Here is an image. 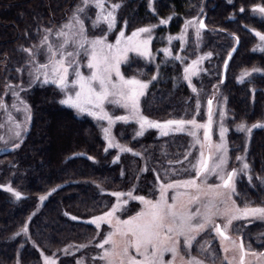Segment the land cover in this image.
Wrapping results in <instances>:
<instances>
[{
    "label": "trees",
    "instance_id": "trees-1",
    "mask_svg": "<svg viewBox=\"0 0 264 264\" xmlns=\"http://www.w3.org/2000/svg\"><path fill=\"white\" fill-rule=\"evenodd\" d=\"M79 2L0 0V69L13 72L18 66L19 47L36 32V26H58ZM110 2L121 3L117 25L124 26L127 21L128 29L151 24L158 17H171L167 32L175 34L187 19L204 18V41L198 50L218 55L219 72L228 52L237 43L224 79L222 74L216 73L211 80L202 76L203 82L207 89L213 82L221 83L232 123L253 125L264 121V51L257 49L258 40L253 31L264 33V18L252 11L253 5L264 3V0H232L231 3L229 0H153L154 14L149 9V0ZM241 7L245 12H239ZM155 44L160 46L161 41L155 40ZM185 51L190 58L195 57L194 40L188 42ZM157 60L160 75L143 97V114L159 121L189 119L195 98L183 78L181 62L169 59L162 63L160 57ZM253 68L260 71L241 83L238 76ZM122 69L131 74L143 70L141 75L148 79L155 70L151 62L141 59ZM24 98L31 106L29 130L19 148L0 153V185L11 184L22 193V198L17 200L0 187V264H15L18 250L23 264H40L39 251L51 254L69 244L94 242L98 229L88 221L110 208L111 193L126 191L134 185L135 192L152 196L151 188L157 185L156 175L161 172L171 177L181 174V158L188 142L184 134L162 136L151 130L135 136L132 125H116L114 134L119 143L146 158L147 170L138 174L143 161L118 156L115 149L105 151L106 142L99 124L60 105L57 102L60 93L55 85L34 84L25 91ZM229 136L235 145L232 151L239 152L242 135L232 132ZM248 141L246 158L253 179L251 182L248 178L240 179L237 200L264 205V127L253 128ZM52 189L56 190L52 192ZM42 195L47 198L39 204ZM132 206L135 208L136 204ZM72 216L77 219H71ZM25 223L28 224V238L35 246L25 241L23 235L13 239ZM254 228L258 225L246 227L249 233ZM65 258L62 257L59 264H69Z\"/></svg>",
    "mask_w": 264,
    "mask_h": 264
},
{
    "label": "snow or ice",
    "instance_id": "snow-or-ice-1",
    "mask_svg": "<svg viewBox=\"0 0 264 264\" xmlns=\"http://www.w3.org/2000/svg\"><path fill=\"white\" fill-rule=\"evenodd\" d=\"M232 0H229L231 3ZM120 2H110V0H81L66 22L60 26L55 35L60 39L58 45L50 42L52 29L44 28V35L41 36L39 45L31 47H21V51L29 54V59L25 64L18 68L22 72L25 68L28 71L29 83L39 82L41 86L55 85L60 93V99L57 101L60 105L74 109L77 114H87L97 121H107V126H102L104 139L107 141V148H117L120 152H131V148L115 142L112 135V129L117 122L127 124L129 121H135L139 129L135 131V136H142L148 128L159 130L160 135L167 136L170 131H184L188 129V134L193 138L195 144H199V157L193 164L195 176L185 180H175L171 183L159 182L158 188L154 189L152 196L159 192L156 199L147 198L144 195H133V191L127 193L116 191L111 193L115 196L117 202L113 204L110 210L101 215L94 216L89 223L96 226L106 223L111 230L103 236L102 241L96 245L102 252L93 257L94 264L99 261L100 264H203L201 260L191 255V248L196 235L211 227L222 241L229 239L227 232L233 221H240L252 218H264V206H251L245 203L239 205L232 197L236 192V181L239 173L248 175L250 165L246 162L244 156H237L240 161V167H233L231 171L228 167V154L226 144L227 129L224 126L225 112L220 111V120L218 123L219 142L214 143L213 125L214 111L213 99L207 101V121L200 123L195 117L200 114L201 104L197 98L195 103V115L191 119H169L163 123L150 120L143 115L140 108V98L145 95L150 81H144L136 76L126 77L121 70V65L131 66L135 58H130L129 53H136L138 57L154 60L151 50L152 32L155 25H149L137 28L131 35L125 34L123 28L119 30L114 42L109 41V35L117 28L118 12L121 8ZM149 7L152 8V0H149ZM95 8V18L88 16V10ZM153 11L155 9L153 8ZM203 10L201 9V12ZM253 13H258L264 18V3L255 4L252 7ZM240 13L245 12V8L239 9ZM168 19H171L169 17ZM168 19H161L160 24H167ZM91 20L90 29L86 22ZM106 25V29L102 27ZM127 27V21L124 22ZM195 29L197 39L200 38L201 30L206 25L203 19L192 18L185 21V30L187 28ZM99 29V35H91V32ZM255 36L259 39V50L264 51V33L255 31ZM169 37V41H171ZM183 39V36L180 37ZM237 42L239 38L237 37ZM43 49L46 62L41 63L38 56ZM235 50V49H234ZM160 51L164 52V60L167 63L169 59L182 60L179 55L172 56L169 48ZM208 56L211 53L207 54ZM231 56V53L229 54ZM86 61V64L84 63ZM199 60H193L192 63L184 68V79L189 82L193 93H197V88L192 85L191 77L197 75L196 65ZM227 61H225V67ZM87 68L90 74L86 75L82 68ZM160 65H157L159 72ZM260 69L253 68L251 72H259ZM250 71L245 72L240 77V82H244V77L249 76ZM154 75L152 80H156ZM11 90L13 103L11 109L17 113L24 114V121L18 122L14 119L11 112L8 111L9 105L0 97V110L8 114V122L14 129V137L19 140L26 130L25 125L31 121V106L21 98L20 92L24 89L22 86L7 85ZM19 88V91L16 88ZM115 105L126 111L125 115H113L105 110V105ZM3 127V125H0ZM264 127L262 123H256L247 127L244 123L237 126V130L251 135L253 128ZM203 129V139L199 136ZM0 141L7 144L3 136ZM13 149L19 148L20 143H13ZM6 148H0V151H6ZM139 155V153H134ZM93 159L92 157H88ZM119 159V157H117ZM187 159V156L185 157ZM211 174L219 183H207V177ZM199 179V183H198ZM252 176L248 175V180L252 181ZM5 191L12 194L17 200L22 198V193L11 186L0 185ZM174 187H183L194 189L197 195L190 197L188 205L200 201L201 196L210 197L204 204L203 211L197 207L195 212L189 210L184 204H177V197L173 196V203H168L167 191ZM56 189H52L54 192ZM48 193V195H50ZM127 196L128 199H121ZM46 195L39 197L44 201ZM128 200H137L144 207L135 215L127 219H120L116 216L118 210L123 211L124 205ZM67 215V213H65ZM223 218V224L216 223L214 217ZM71 219L76 220V216ZM24 235L28 237V224L25 223L16 236ZM183 237V242H181ZM235 243V242H233ZM182 244L187 259L181 255ZM108 247H105V246ZM35 246V245H34ZM23 247V245H21ZM80 248L85 245H80ZM241 250V264H244L245 248L243 243L239 244ZM133 250L134 253L133 254ZM67 253V249L64 250ZM227 251V249H225ZM165 253H171L172 259L165 260ZM252 255L264 256V253H255ZM226 259V257H225ZM44 264H57L55 255L43 256ZM16 264H23L22 256L19 253L16 258ZM76 264H84L83 259L77 260Z\"/></svg>",
    "mask_w": 264,
    "mask_h": 264
},
{
    "label": "rangeland",
    "instance_id": "rangeland-1",
    "mask_svg": "<svg viewBox=\"0 0 264 264\" xmlns=\"http://www.w3.org/2000/svg\"><path fill=\"white\" fill-rule=\"evenodd\" d=\"M80 3H81V0H80L79 4ZM74 8L68 12L64 22H62L58 26L52 25L50 27H47L49 29H52V34L50 36V42L53 43L54 45H58L60 42V39H61L55 35L56 31L60 28V26L62 24H64L66 22L68 17L73 12ZM153 8L154 7H153V0H152V8L149 7V9H150L151 13L154 14ZM96 11L97 10L95 8H90L88 10V16H90L92 19H94ZM255 14L260 16V14H258V13H255ZM193 18H196L197 20H200V19L204 20V18H198V17H193ZM161 19L162 18L158 17L155 22H153L151 24L141 25L138 27V28H140V27L149 26V25H155L156 26L152 32L153 38H152L151 45H150L153 56L155 57V59L149 60V59H145V58H140L134 52L129 53V57L135 58L134 61L141 59V60L146 61L147 63L151 62L154 65V69H155L153 76L156 75L157 78L160 75V72L157 71V65H159V62L157 59H158V57H160L161 60H164V52L160 51V50H162L166 47L170 49L172 56L179 55L183 58L182 60H179V62H181V64H182L183 77H184V68L185 67L189 66L193 60H199L200 61L196 65L197 75H194L191 77V83H192V85H194L197 88L198 96H197V93H193L192 87L189 86V82L184 79L185 82L187 83V85L189 86L191 92L194 95L195 103H196V100L198 98L200 101V104H201L200 114L196 115L195 118L200 123H204L207 121V101H208V99L212 98L213 99L214 121H216V123H214V125H213L212 139H213L214 143H217V142H219V135H218V123L220 120L219 114H220L221 110H223L225 112L224 126L227 129L226 144H227V154L229 157L227 170L231 171V169L233 167L239 168L240 167V161H237L236 157L237 156H244L245 160L247 162L246 151H247V147H248L249 136L246 132H241V131L237 130V126L243 122H240V123H232L231 122V120H230L231 116L228 113V109H227V105H226V96L224 94L223 88L221 87V83L218 81L213 82L211 84V86L209 87V89H207L204 82H203V77H202V76H205L208 80H211L215 76L216 73L219 75L223 73V67H222V69H220V72L218 70V68H220L219 64L217 63V61L219 60L218 55L215 56L216 53L211 52V51L207 52V53L199 52L198 49L201 48V46L203 45V41H204L202 30H201L200 38L197 39L196 34H195V29L189 27L185 30V22H184V24L180 30H178L175 34L174 33L170 34L167 32L168 23L167 24H160L159 21ZM190 19H192V18H190ZM190 19H187V20H190ZM86 24H87V27L90 29L91 20H88L86 22ZM36 27H37L36 32L31 36V38H28L25 41V43L22 45L23 47H31L33 45H39L40 38L42 35H44L42 30L46 27H44L42 25H39ZM102 27L106 29V25H102ZM121 28L124 29L126 36L131 35V33L137 29V27L133 28V29L132 28L128 29L125 26H118L117 25V28L113 31L112 34L109 35V41L110 42L115 41V37H116V35H118L119 30ZM97 30H99V29H97ZM97 30L94 31L95 33L90 32V34L91 35H99L100 31H97ZM181 36H183V39H180ZM169 37L172 38L171 41H169ZM155 40L161 41V45L160 46H157V44L154 45ZM190 40L195 41L196 48H197V53H196L194 58H190L185 51L187 49V45H188V42ZM257 40H258L257 49H259L258 45L260 42H259L258 37H257ZM22 46H20L18 49V61H17L18 66H16L14 68V70H12L13 72H10V70L5 71L4 69H2V70L0 69L1 70L0 71V77H1L0 78V97H2L3 100L5 101V103H7L9 105L8 111L11 112L14 119L18 122L24 121V114L22 112L17 113L15 110L11 109V104L13 103V97L11 95V90L7 87V85L11 84L13 86H22L24 90L22 92H20V95H21V98L23 100H25V98H24L25 91H27L28 88H30L34 84H40L39 82H36L34 84L29 83V76H28V71L26 68L22 72L17 71V69L21 68L25 64V61L27 59H29V54L22 52L20 50ZM232 48L230 49V51L232 50ZM229 52H228V54H229ZM159 53H161L160 56H159ZM208 53H211V55L208 56L207 55ZM38 60L41 63L46 62V57L43 54V49L41 50V53L38 56ZM84 63L86 64V61H84ZM124 65H126V64L121 65V70H122V73L126 77L136 76V78H138V79H141L144 81H150L149 86L152 82L155 81V80H152V78L148 79V78L143 77L141 75L143 70L141 71V73H138V71H137L135 74H131L128 72H126L127 73L126 74L122 69V67ZM215 68H217V69L215 70ZM217 70H218V72H217ZM82 71H84V73L86 75L90 74L86 67L82 68ZM248 71H250L249 76H251L254 73H258V72H251V70H248ZM244 72H242L238 76L239 80H240V77L242 76V74ZM249 76H245L244 79L248 78ZM16 90L19 91V88L17 87ZM145 94H146V92H145ZM143 97L144 96H142L140 98L141 112H142ZM194 109H195V104H194ZM194 109H193V113L189 119H191L195 115ZM105 110L108 111L110 114H113V115H125L126 114V111L123 108H120V107L115 106V105H110L107 103L105 105ZM83 115L88 116L87 114H83ZM88 117H90V116H88ZM90 118L93 119L92 117H90ZM149 119L153 120V121H159V120H154L152 118H149ZM183 119H185V118H183ZM94 121H96L99 124V126L101 128V132H102V126H104V127L107 126V121H97L95 119H94ZM165 121H167V120H162L159 122L163 123ZM244 124L247 127H251V125H247L246 123H244ZM262 124H264V121L262 122ZM0 125H3V127H0V136H3L6 141H9L7 144H5L4 141H0V148H6L7 149L6 151H10V150H14L12 147L13 143H21L24 136L26 135V133L29 130L30 122L25 125L26 130L23 132V135L19 140H17L14 137V135H13L14 129L12 128L11 124L8 122V114L4 110H0ZM116 125H121V127H122V125H132L133 126V128H132L133 134H135V131H137L139 129V125L135 121H129L127 124H125L123 122H117L115 124V126ZM115 126L112 129V135L115 138V142L119 143V141L117 140V138L115 137V134H114ZM151 130L155 131L157 134L160 135L159 130L154 129V128H148L145 130L144 133H146L147 131H151ZM232 132H238L242 135V142H243L242 147H241L242 149L237 153H234L232 151L235 147V145L230 142L229 134ZM169 134H184L188 138L186 153L181 158V160H183L182 166H180V173L181 174H180V176L171 177V175L165 176L166 172H161V175L160 174L156 175L157 185L154 186L153 188H151L152 190L158 188V178H159V182L171 183L172 181H175V180H185V179L193 178L195 176V172L193 170V164L196 163V160L199 157V144H195L193 138L188 134L187 128L184 131L173 130V131H170ZM102 136H103V133H102ZM199 136L202 140L203 139V129L200 130ZM105 142H106L105 145L107 147V141L105 140ZM119 144H121V143H119ZM125 147L130 148L129 146H125ZM108 149H115L118 153V156L124 157L126 159L127 158H137V159L140 158L143 162L139 168L138 174L146 172V170H147V167H146L147 165H145L146 158L141 153L137 152L136 150H134L132 148H131L132 149L131 152H120L119 149H117V148H108ZM2 152L3 151H0V153H2ZM134 153H139V155H134ZM186 156H187V159H185ZM172 174H174V173H172ZM248 175H250V171H249ZM248 175H245L244 173L238 174L237 181H236V192H237V194H239L237 191V188L239 187L238 185H239L240 179L248 178ZM136 182H137V180H136ZM199 182L200 181L198 179V183ZM207 183H210V184L211 183H219V181L216 180L213 175L209 174L207 177ZM134 189L135 188L133 185L132 188H130L126 191H120V192L127 193L128 191H133V195H144V194H140V193L135 192ZM195 195H197L196 191L194 189H191V188L174 187L172 189H168V191H167L169 204L173 203L172 197L176 196L178 206L180 204H184V205L188 206L189 210L192 212H195L197 207H199L201 209V211H203V206H204V204H206L208 202L210 197L201 196L199 202L188 205V201H189L190 197L195 196ZM144 196H146V195H144ZM146 197L156 199L159 197V192L156 191V195L154 197H152V196H146ZM237 197H238V195L234 194L232 198L234 200H236L239 205L243 206L245 203L239 202V200H237ZM121 199L123 200V199H128V198H127V196H125V197H122ZM42 202L43 201L39 200V204H41ZM116 202H117V199L115 196H113V203L111 204V206L113 204H115ZM133 203L136 204L135 208L132 206ZM247 204H249V203H247ZM249 205H251V206H264V205H252V204H249ZM111 206H110V208H111ZM131 207H133V208H131ZM143 207L144 206L142 204H140V202L137 200H128V203L126 205H124V210L123 211L118 210L115 215L118 216L122 220L127 219L129 216L135 215ZM110 208L108 210H110ZM129 210H132V212L128 213ZM214 220L216 221V223H220V224H223V222H224L223 218L220 216L214 217ZM257 225H258V228H256V229L254 228L253 229L254 231H252L250 233L246 229L247 226L252 227V226H257ZM110 230H111L110 226L106 223H103V224H101V227L98 229V237H97L96 241H94V242H89L87 244H69L67 246H64V247L52 252L51 254H46L42 251H39L40 252V258H41L40 264H44L43 256H53V255H55V258L57 259V264H59L62 257H66L65 258V259H67L66 262L69 264H76L77 260H80V259H83L84 264H94L93 257L98 256L102 252V250L99 249L98 247H96V245H98L102 241L103 236L106 235V233ZM226 234L229 237V239L222 241L221 238L215 233V231H213L211 229V227L206 228L203 232L196 235V239L193 241V245L191 248V255L195 256L196 258L201 260L203 262V264H241L242 253H241L239 244L242 242L244 245V248H245V252L247 253L244 255V264H264V256L252 255L253 252H255L257 254L264 253V248H261V245H263V243H264L263 242L264 241V218L249 217L247 219H243L240 221H233V224L230 226V228ZM245 237H247V238L245 239ZM23 239L34 245V243L28 237H25L23 235ZM181 242H183V237H181ZM233 242H235V243H233ZM80 245H85V247L80 248L79 247ZM105 247H108V246L106 245ZM65 249H67V253H65V251H64ZM225 249H227V251H225ZM133 254H135L134 250H133ZM181 255L184 256L185 259L188 258L184 253L183 244H182ZM225 257H226V259H225ZM164 258H165V260H171L172 254L171 253H165ZM95 264H100V262L96 261ZM177 264H179V258L177 259Z\"/></svg>",
    "mask_w": 264,
    "mask_h": 264
},
{
    "label": "water",
    "instance_id": "water-1",
    "mask_svg": "<svg viewBox=\"0 0 264 264\" xmlns=\"http://www.w3.org/2000/svg\"><path fill=\"white\" fill-rule=\"evenodd\" d=\"M236 47H237V43L234 45V47L232 48V50L229 52V54L231 53V56L232 54L234 53V51L236 50ZM235 49V50H234ZM229 54L227 55L225 61H227V64H228V61L230 59L231 56H229ZM225 61H224V64H223V73H222V79H224V75H225V70H226V67H225Z\"/></svg>",
    "mask_w": 264,
    "mask_h": 264
}]
</instances>
